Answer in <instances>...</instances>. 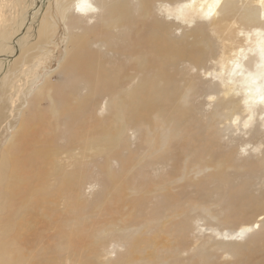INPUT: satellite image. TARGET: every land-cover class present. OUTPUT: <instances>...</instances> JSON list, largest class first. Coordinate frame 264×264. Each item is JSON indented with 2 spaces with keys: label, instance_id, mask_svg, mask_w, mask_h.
I'll list each match as a JSON object with an SVG mask.
<instances>
[{
  "label": "rangeland",
  "instance_id": "374dc122",
  "mask_svg": "<svg viewBox=\"0 0 264 264\" xmlns=\"http://www.w3.org/2000/svg\"><path fill=\"white\" fill-rule=\"evenodd\" d=\"M86 1L0 0V264H264V17Z\"/></svg>",
  "mask_w": 264,
  "mask_h": 264
},
{
  "label": "bare ground",
  "instance_id": "6f19581e",
  "mask_svg": "<svg viewBox=\"0 0 264 264\" xmlns=\"http://www.w3.org/2000/svg\"><path fill=\"white\" fill-rule=\"evenodd\" d=\"M71 1H74V5L78 7L79 9H84L86 5L88 4L86 0H67L65 4H71L70 3ZM147 1L148 0H139V3L140 5L144 6L145 4H147ZM111 2L112 1H110V3ZM183 2H180L178 4H182ZM110 3H108L107 5H105L106 3L103 4L107 6L106 11L112 15L114 13H117L118 14L117 20L119 19L124 20V17L120 18L125 11L124 4L121 2V0H115L111 4ZM186 3L187 1L183 5H177V7H175L176 11L183 15H185L188 12L189 13L192 12L191 14H193L194 12L197 11L195 6H191L190 2H188L189 3L188 5H186ZM65 4L63 8L66 7ZM236 4H237L236 0H210L208 4L206 3V7H201L198 10L199 11L198 14H200L199 16L201 15L203 16V14H210L212 12L214 14L213 15L214 17L217 13L216 11L218 10L219 11L218 20H222L224 17V14H228L230 12L232 13V11L235 9ZM242 5H243L242 15L246 22L252 23L253 21H255L257 17L259 18L264 17V0H246V1H242ZM256 5H260V7H257ZM104 8L106 9V7ZM169 9L171 10V8ZM108 16H111V15L108 14ZM251 31L253 33L252 35L254 36V39L251 44V47L248 48V50L254 51L256 54V57L251 56L250 58L247 59L246 64L250 65V69L247 68V69H244L243 71L239 70L234 73L235 77L237 76V73L239 74L237 79L239 82H241L239 85H240L241 90L243 91L241 98L245 105L244 109L248 110L249 113L254 107L256 108L258 107L257 109L264 111V88L262 86L264 82V34L262 33V30H260L259 28H255V27H253ZM73 46H74L73 49L75 50V46H77L76 42L74 43ZM246 53L247 52H245L244 50H239V49L238 51H235L234 56H232L231 58L230 65L228 67V72H233L236 69L240 68V66L242 65L240 61V56H244L246 55ZM219 63L222 64L223 61H220ZM226 90L227 91H225L224 95L229 93L228 89ZM233 103L231 104L233 105ZM11 169H12V163L8 159L5 158L4 160L0 162V170L3 171L2 175L5 176V178L10 177ZM0 179L3 180L2 178ZM245 229H247L246 226H242L238 230V232H243V230Z\"/></svg>",
  "mask_w": 264,
  "mask_h": 264
}]
</instances>
